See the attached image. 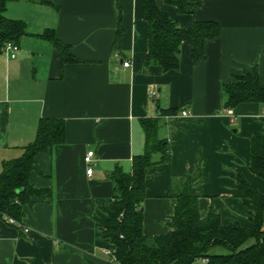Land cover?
<instances>
[{
	"label": "crops",
	"instance_id": "obj_1",
	"mask_svg": "<svg viewBox=\"0 0 264 264\" xmlns=\"http://www.w3.org/2000/svg\"><path fill=\"white\" fill-rule=\"evenodd\" d=\"M44 1L6 4L5 16L23 21L26 34L15 59L0 54V173L4 161L20 157L34 140L40 119L62 120L65 141L35 157L29 183L49 194L23 207L26 232L0 217V264H110L114 248L97 224L113 199L108 176L116 168L130 172L132 157L144 149L140 120L157 118V108L177 113L159 123L170 155L145 172L143 235L169 231L173 177L190 178L201 218L212 211L224 226L248 228L235 176L261 193L264 180L248 170L250 142L239 133L264 136V105L226 112L221 86L254 67L264 84V0H187L197 7L186 14L156 0L181 29L194 21L220 28L203 60L193 63L183 43L179 69L166 73L144 66L143 0ZM47 30L79 62L61 65L53 45L37 37ZM88 151L94 152L91 176L83 161Z\"/></svg>",
	"mask_w": 264,
	"mask_h": 264
},
{
	"label": "trees",
	"instance_id": "obj_2",
	"mask_svg": "<svg viewBox=\"0 0 264 264\" xmlns=\"http://www.w3.org/2000/svg\"><path fill=\"white\" fill-rule=\"evenodd\" d=\"M9 0H0V51L6 43L18 44L26 34L21 20L5 16ZM45 3L44 0H30ZM175 7L179 14L192 13L197 7L187 0H163ZM143 20L148 26V49L144 66H157L163 73L176 71L180 64L183 43L191 47V58L197 63L205 58L208 41L220 34L219 25L212 21H194L191 28L181 29L163 13L156 0H143ZM38 38L49 41L55 48L61 65L77 63L69 46L61 43L52 30ZM222 108L231 110L243 103L264 105V84L257 69L242 70L222 84ZM177 111H160L157 118L140 120L144 135V149L131 159L130 172L116 168L108 177L113 183V199L104 209L105 220H97L104 239L113 245L110 264H264V192L250 185L241 174L235 176L237 197L245 200L249 211V226H224L214 212L201 218L198 198L192 194L189 177H173L170 198L174 201L173 214L164 235L146 237L142 233L145 199L146 169L162 163L169 155L167 139L159 137V123L163 116ZM239 135L250 142L248 170L264 180V136L246 133ZM65 141V126L60 119H40L34 140L21 147L20 157L4 161L0 173V217L20 225L23 207L47 191L35 190L29 175L35 169V157ZM22 227V225H20ZM20 228V227H19ZM21 229V228H20Z\"/></svg>",
	"mask_w": 264,
	"mask_h": 264
},
{
	"label": "built area",
	"instance_id": "obj_3",
	"mask_svg": "<svg viewBox=\"0 0 264 264\" xmlns=\"http://www.w3.org/2000/svg\"><path fill=\"white\" fill-rule=\"evenodd\" d=\"M4 53H6V55H8V57L10 59H15L18 51H19V48H18V45L14 44V43H11V42H8L6 43L4 49H3ZM129 66V62H125L123 63V67H128ZM230 110H226V112H229ZM188 114V112L186 110H182L181 111V115L182 116H186ZM93 157H94V152L93 151H88L84 158H83V161L85 163V165L87 166V169H86V174L87 176H91L92 174V168L90 167V164L93 160ZM8 223L10 224H15L17 225L18 227H20L21 229H23L20 225H18L14 220L12 219H9V218H6L5 219ZM25 232H26V229H23ZM108 256L111 258V260H113V257H112V252L111 253H107ZM203 263H205V260H202Z\"/></svg>",
	"mask_w": 264,
	"mask_h": 264
},
{
	"label": "rangeland",
	"instance_id": "obj_4",
	"mask_svg": "<svg viewBox=\"0 0 264 264\" xmlns=\"http://www.w3.org/2000/svg\"><path fill=\"white\" fill-rule=\"evenodd\" d=\"M19 0H11V1H8V4L11 6V7H17V4L16 2H18ZM21 1V0H20ZM11 3V4H10Z\"/></svg>",
	"mask_w": 264,
	"mask_h": 264
},
{
	"label": "water",
	"instance_id": "obj_5",
	"mask_svg": "<svg viewBox=\"0 0 264 264\" xmlns=\"http://www.w3.org/2000/svg\"><path fill=\"white\" fill-rule=\"evenodd\" d=\"M0 54H3V51H0ZM155 114H156V115L159 114V109H158V108L155 110Z\"/></svg>",
	"mask_w": 264,
	"mask_h": 264
}]
</instances>
